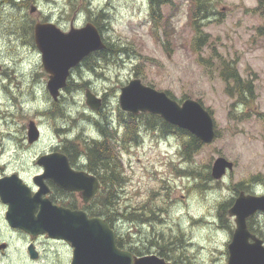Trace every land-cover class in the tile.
<instances>
[{
    "label": "rangeland",
    "instance_id": "obj_1",
    "mask_svg": "<svg viewBox=\"0 0 264 264\" xmlns=\"http://www.w3.org/2000/svg\"><path fill=\"white\" fill-rule=\"evenodd\" d=\"M23 1L0 0V178L17 174L32 186V178L43 172L37 164L41 156L64 152L66 138L72 140L71 148L78 147L84 154L88 147L104 140L90 139L100 132L94 122L105 121L108 115L115 117L123 125L113 135L119 140V144L114 143L119 157L113 154L110 143L105 147L112 157L110 172L118 159L126 178L118 188L120 208L126 215L128 210L157 215L140 225L119 216L113 223L117 234L133 238L138 247L133 245L141 252L137 256L156 255L171 264H228V246L236 230L235 218L228 211L242 192L237 193L234 186L245 182L244 192L264 196V18L255 12L257 0H210L209 13L201 21L202 32L210 38L198 52L192 49L191 0H167L161 5L162 19L157 23L152 21L149 0H35L28 9L27 2L18 6ZM100 12L108 17L101 23L100 33L110 45L109 54L89 59L92 69L83 62L75 67L69 86L54 102L47 88L49 74L34 36L30 39L23 33L24 22L28 19L34 26L51 22L69 32L72 27L93 23ZM224 65L244 80L253 81L254 94L248 105L235 103L236 93L228 94ZM133 79L169 92L178 101L202 103L214 116L216 140L186 160L181 155L183 140L179 135L163 137L146 125V117L137 116L136 133L141 137L137 135L134 141L119 104L121 89ZM87 90L105 102L104 116L102 109L93 111L86 104ZM51 110L55 115L49 113ZM31 121L39 128L41 141L28 149L21 141L27 138ZM62 127L65 132L60 131ZM9 133L18 141L8 139ZM102 156L109 161L108 152ZM219 157L234 163L233 171L220 182L210 177L205 181L202 175H212L213 163ZM93 171L104 172L102 168ZM232 199L223 212L221 205ZM0 204V239L11 244L0 256V264L71 263L70 245L43 241L36 245L41 257L32 260L27 249L30 238L9 227L7 206L1 200ZM100 206L95 203L88 212L97 215ZM253 221L264 232V214ZM162 242L174 252L168 255L163 250L159 256L157 246ZM122 250L130 251L129 247Z\"/></svg>",
    "mask_w": 264,
    "mask_h": 264
},
{
    "label": "water",
    "instance_id": "obj_2",
    "mask_svg": "<svg viewBox=\"0 0 264 264\" xmlns=\"http://www.w3.org/2000/svg\"><path fill=\"white\" fill-rule=\"evenodd\" d=\"M34 40L49 74L47 88L54 100H58L61 89L66 87L71 70L90 54L106 48L102 35L92 23L83 28L72 27L69 32L53 23H38ZM86 98L91 109L98 111L102 108V100L90 90H87ZM120 106L134 115H159L167 123L191 133L203 144H211L216 138L214 118L200 102L186 99L179 103L167 93L143 84L140 79L132 80L121 89ZM40 137L39 128L30 122L29 142L34 144ZM38 163L44 167V173L34 178L40 188L34 195L16 174L0 179V198L8 205L6 218L13 229H20L33 237L48 235L69 243L73 248L71 264H171L156 255L136 257L132 252L120 249L114 229L104 218H90L83 210L57 206L43 198L49 192L45 184L48 179L67 191L81 192L86 203L95 197L100 184L94 177L70 170L66 156L61 153L45 155ZM233 169L234 163L219 157L213 163L212 177L220 180ZM228 213L236 223L228 246V264H264V242L253 235L247 225L248 219L264 213V196L241 192ZM29 253L32 259L38 258L33 246Z\"/></svg>",
    "mask_w": 264,
    "mask_h": 264
},
{
    "label": "trees",
    "instance_id": "obj_3",
    "mask_svg": "<svg viewBox=\"0 0 264 264\" xmlns=\"http://www.w3.org/2000/svg\"><path fill=\"white\" fill-rule=\"evenodd\" d=\"M25 1V0H24ZM30 1V0H28ZM25 1V2H28ZM151 3V11H152V21L153 23H157L162 19L160 17V9L161 5L164 4L167 0H149ZM209 1L210 0H191V7H190V23L192 25L193 31L195 33L194 39L192 41V49L196 52H198L202 46L206 45L207 41L209 40L210 36L203 33L202 31V24L201 21L206 19L208 15V9H209ZM153 2V3H152ZM258 5L257 8L255 9V12L259 13L263 18H264V0H257ZM23 3V2H22ZM22 3L19 4V6H22ZM31 1L27 3V9L28 6L31 5ZM92 15V13H91ZM26 19V18H25ZM108 20L107 15H105L103 12H100L97 14L96 19L92 20V22L98 27L99 31L101 32L102 30V22L105 23V21ZM25 27L23 30V33L27 35V37H30L32 39L33 33H34V28L35 26L33 24H30V20H26L24 22ZM264 29V25L262 27ZM32 35V36H31ZM106 42V41H105ZM107 46L110 47L109 43H107ZM124 52H126V49H124ZM105 52H102L100 55L102 58H106L108 54H105ZM88 59L86 58L83 63L84 65H89ZM211 61H203L204 64H209ZM96 63V62H94ZM91 68V66H90ZM93 68V67H92ZM224 77L225 81L227 83V92L230 96H233L234 93H236L238 96L235 98L236 101L235 103L240 104L242 106L248 105L251 101V98L253 97L254 94V83L253 81H246L244 80L238 73L237 71H232L230 68H227L226 65H224ZM87 83H85L86 85ZM82 84L80 85V87ZM170 96L171 94L167 92ZM172 97V96H171ZM174 98V97H173ZM183 100H180V102ZM242 115H246V112L242 113ZM146 117V125L151 129V130H159L162 134L163 137L172 135V133H175L179 135L182 138V148H181V155L186 159V160H191L194 155L197 153L199 148H202V143L196 139L194 136L189 134L186 131L180 130L177 127L170 126L167 124L165 121L162 120L159 116H154V115H143ZM262 116V115H261ZM264 116V115H263ZM263 121H264V117ZM138 118H135L131 115L128 116V119L125 121L128 133L134 135V141H137V122ZM101 130L107 134L109 132L106 128L103 126L100 127ZM104 129V130H103ZM109 143L108 137L102 142L96 144L94 147H88V149L92 148L91 150H88L84 153L86 154L92 161L94 168H102L106 176L102 177V183H103V190L101 193L97 196L95 199V203H98L100 206V210L97 212V215L105 218L110 226L113 228V223L116 221V219L121 216L125 218V221H128L130 223H136V224H141V223H148L149 219L150 221L157 218V215L152 212L150 215H147V212H135L128 210L127 214H124L123 208H120L119 204V199H118V188L121 187V185L126 181V178L123 179L121 171H123L121 163L115 166L113 169L114 172H110V165H112V157L110 155V150H108V147H105V145ZM111 145V143L109 144ZM104 147V148H103ZM75 150V153L80 154V150L78 147L73 148ZM77 149V151H76ZM113 154L117 157V150L112 146ZM108 156L110 157L109 161L108 159L104 158L102 156L103 153H107ZM118 160V159H116ZM117 162H115L116 164ZM193 172H188V175H192ZM205 181L210 177L211 174H206L202 175ZM212 179V178H211ZM234 189L237 193L240 191H247L245 187V182H239L234 186ZM106 197V199L104 198ZM100 199H103L105 201H100ZM233 202V199L230 200L227 204H222L221 205V210L223 212H226V209L229 207V205ZM121 211V212H120ZM94 215V214H93ZM254 218L250 220V223H248L249 229L252 233L260 236L264 240V232L262 230H258L257 227L254 226ZM146 221V222H145ZM114 229V228H113ZM115 230V229H114ZM116 232V240H117V246L121 249H125L129 247V250L133 254H138L141 253L140 250L135 246V242L133 238L126 237L123 235H119ZM135 244V245H133ZM178 244H174L173 246H177ZM165 246V247H164ZM159 251L158 255L160 256L161 252L163 250H166V252L172 254L171 252L173 251L172 246L165 244V242H162L159 246H157ZM163 247V248H162ZM177 249V247H176ZM166 260H169V257H166ZM170 261V260H169Z\"/></svg>",
    "mask_w": 264,
    "mask_h": 264
},
{
    "label": "flooded vegetation",
    "instance_id": "obj_4",
    "mask_svg": "<svg viewBox=\"0 0 264 264\" xmlns=\"http://www.w3.org/2000/svg\"><path fill=\"white\" fill-rule=\"evenodd\" d=\"M94 56V55H93ZM93 56H91L89 59H91ZM105 103V102H103ZM106 109H107V106L105 108H103L101 111H100V114H104L106 113ZM117 118H119V113H117ZM99 122H94L95 126L98 124ZM66 129L64 127H62L60 129V131H65ZM101 135V133H99ZM8 139L10 140H13V141H18V138L16 137V135H14L13 133H9V136H8ZM92 139L94 142L96 141H101V136L98 137V133H96V136L95 137H92L90 138ZM41 141V140H40ZM39 141V142H40ZM21 142H24L26 143V147L29 149V148H32L34 145L37 146L38 143L36 144H30L29 143V139L28 138H24L22 139ZM72 143V140L69 139V138H66L64 140V144H63V149H65V151L61 152L63 154H65L68 158V162H69V165H70V168L74 171V172H80V173H85V174H89V175H92V176H95L96 178H98V180L101 182V177H105L106 176V173L105 171H93V168H94V165L91 161V159L85 154H77L75 153V150L73 148L70 147V144ZM34 146V147H35ZM54 153V152H53ZM51 154V153H49ZM47 155V154H45ZM44 156V155H43ZM120 163V161H118L116 165H118ZM38 164V163H37ZM38 166L40 167V169L43 171L44 168L42 166H40L38 164ZM95 169H99L98 167H95ZM94 169V170H95ZM43 173V172H42ZM41 174V173H40ZM39 175V174H38ZM4 177H6V175L4 174L3 175ZM37 176V175H36ZM3 177V178H4ZM35 177V176H34ZM33 177V178H34ZM32 178V179H33ZM1 179V178H0ZM214 182V181H213ZM102 183V182H101ZM46 184L48 185L49 187V194L46 195L45 197H47L52 203L54 204H57L59 206H63V207H66V208H70L72 210H86V212H88V210L92 209L93 205L95 204L93 201L92 202H89L88 204H84L83 202V199H82V195L81 193H77V192H67L65 190H63L62 188L58 187L55 183H53L52 181H46ZM102 186V185H101ZM32 190L33 192H36L38 190L37 187L35 186H32ZM1 200V199H0ZM76 202H78L79 204H81V206L77 205ZM3 203V202H2ZM4 204V203H3ZM1 206H3L2 204H0ZM5 205V204H4ZM7 206V205H6ZM1 209V207H0ZM89 213V212H88ZM89 215V214H88ZM89 217H91L89 215ZM5 220H6V216H5ZM7 221V220H6ZM250 222V220H249ZM248 222V223H249ZM255 222V221H254ZM2 224V222H1ZM8 224V223H7ZM2 226L4 227V225L2 224ZM10 227V226H9ZM11 228V227H10ZM12 229V228H11ZM11 229H7V230H11ZM14 230V229H13ZM12 231V230H11ZM16 232L18 233H21V234H25L27 235L30 240H31V243L30 245H34L35 248H36V245L40 242H45V243H62V244H66L64 242H61V241H56V240H52L50 238H48L47 236H41V237H31L30 235L26 234L25 232L23 231H20V230H16ZM6 240H2L0 239V256L3 255V254H6L7 250L10 248V242H9V245L5 242ZM142 242V241H141ZM136 244V243H135ZM29 245V246H30ZM67 245V244H66ZM29 246L27 249H29ZM69 246V245H67ZM137 246V245H136ZM38 252V260L39 258L41 257V254H40V250H37Z\"/></svg>",
    "mask_w": 264,
    "mask_h": 264
},
{
    "label": "bare ground",
    "instance_id": "obj_5",
    "mask_svg": "<svg viewBox=\"0 0 264 264\" xmlns=\"http://www.w3.org/2000/svg\"><path fill=\"white\" fill-rule=\"evenodd\" d=\"M30 1L32 2V1H35V0H30ZM30 1H28V2H30ZM28 2H27V3H28ZM152 3H153V2H152ZM25 4H26V2L23 1L22 6H25ZM26 5H27V4H26ZM18 6H19V5H18ZM22 6H20V7H22ZM89 62H90V61H89ZM93 63H94V62H93ZM120 63H121V62H120ZM90 64H91V63H90ZM122 64H123V63H122ZM15 65H16V64H15ZM16 66H17V65H16ZM87 66H88V65H87ZM91 66H93V65H91ZM89 67H90V66H89ZM95 67H96V66H95ZM88 69H89V68H88ZM90 69H92V68H90ZM101 70H102V69H101ZM14 74H15V73H14ZM87 87H88V85H87ZM67 93H69V92H67ZM69 94H70V93H69ZM60 110H61V109H60ZM60 110H59V111H60ZM44 115H45V114H44ZM103 116H104V115H103ZM97 117H98V116H97ZM88 119H89V118H88ZM88 119H87V120H88ZM89 122H90V121H89ZM96 126H98V125H96ZM70 128H71V126H70ZM96 129H97V128H96ZM69 130H70V129H69ZM69 130H68V132H69ZM103 130H104V129H103ZM61 132H62V131H61ZM64 132H65V131H64ZM58 133H59V132H58ZM69 135H70V134H69ZM103 148H104V147H103ZM205 180H206V179H205ZM209 181H211V180H209ZM208 183H209V182H208ZM149 221H150V219H149ZM145 222H146V221H145ZM152 236H153V235H152ZM154 237H155V236H154ZM178 238H179V237H178ZM178 238H177V239H178ZM141 239H142V238H141ZM181 239H182V238H181ZM145 240H146V239H145ZM145 240H144V241H145ZM151 240H152V239H151ZM153 240H154V239H153ZM137 241H138V240H137ZM156 242H157V241H156ZM157 243H158V242H157ZM140 246H141V245H140ZM137 247H138V246H137ZM153 247H154V245H153ZM164 247H165V246H164ZM162 248H163V247H162ZM159 249H160V248H159ZM146 250H147V249H146ZM171 253H173V252H171ZM168 255H170V253H169ZM185 256H186V255H185ZM170 257H171V256H170ZM170 257H169V258H170ZM172 257H173V256H172ZM179 257H180V254H179Z\"/></svg>",
    "mask_w": 264,
    "mask_h": 264
}]
</instances>
